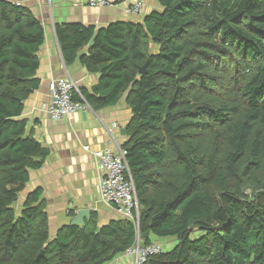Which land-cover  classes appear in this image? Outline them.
I'll return each mask as SVG.
<instances>
[{"label":"trees","instance_id":"obj_1","mask_svg":"<svg viewBox=\"0 0 264 264\" xmlns=\"http://www.w3.org/2000/svg\"><path fill=\"white\" fill-rule=\"evenodd\" d=\"M157 2L142 25L56 26L66 65L88 46L79 62L99 78L79 92L91 109L126 95L138 222L90 218L49 241L40 190L13 209L48 154L19 119L44 31L0 1V264H105L138 239L156 244L149 235L176 244L146 264H264V0Z\"/></svg>","mask_w":264,"mask_h":264},{"label":"crops","instance_id":"obj_2","mask_svg":"<svg viewBox=\"0 0 264 264\" xmlns=\"http://www.w3.org/2000/svg\"><path fill=\"white\" fill-rule=\"evenodd\" d=\"M0 1L28 10L44 31V42L37 53L39 66L35 76L39 80L38 89L24 101L19 119L26 122L25 135L36 140L48 154L40 169L30 171L27 184L18 194L13 205L16 217L27 196L40 190L49 241L54 240L63 227L70 226L78 210H88L98 229L112 221L125 219L100 201L99 171L94 153L115 151L127 142L124 130L130 121L131 110L126 105V95L114 106L73 113L62 122L52 121L47 113L50 103L48 83L51 80L71 79L78 89L90 91L99 78L97 74L88 73L79 62L88 46L78 51L73 63L65 64L55 30L56 26L67 24L95 30L114 23L142 25L145 16L160 10L157 0H108L110 5L102 8L88 7L84 0ZM135 2L141 3L139 13L128 14L127 9ZM149 239L160 244V240L152 235ZM105 264H135V261L132 257L119 255Z\"/></svg>","mask_w":264,"mask_h":264},{"label":"built area","instance_id":"obj_3","mask_svg":"<svg viewBox=\"0 0 264 264\" xmlns=\"http://www.w3.org/2000/svg\"><path fill=\"white\" fill-rule=\"evenodd\" d=\"M84 1L85 5L93 8L110 5L108 0ZM140 6V2L130 5L127 9L128 14H138ZM48 94L50 103L47 107V113L54 122H62L73 113L91 110L90 105L81 96L79 89L71 79L58 78L51 80L48 83ZM75 96L79 100H76ZM85 149L88 148L85 147ZM94 159L99 171L100 201L116 210L123 218L137 223L138 203L123 150L119 148L115 151H97L94 153ZM160 252H162V248L158 244L140 247L137 240L136 244L128 248L122 255L134 258L135 264H146L150 257Z\"/></svg>","mask_w":264,"mask_h":264},{"label":"water","instance_id":"obj_4","mask_svg":"<svg viewBox=\"0 0 264 264\" xmlns=\"http://www.w3.org/2000/svg\"><path fill=\"white\" fill-rule=\"evenodd\" d=\"M146 65L147 64H145L142 68H140L138 73L140 76L146 73ZM89 220H90V212L88 210H78L75 216L71 219L70 226L85 227L86 222H89ZM142 237L146 238L147 234H144ZM42 255L43 252L39 254V256Z\"/></svg>","mask_w":264,"mask_h":264},{"label":"rangeland","instance_id":"obj_5","mask_svg":"<svg viewBox=\"0 0 264 264\" xmlns=\"http://www.w3.org/2000/svg\"><path fill=\"white\" fill-rule=\"evenodd\" d=\"M159 11H162V8H160ZM159 242H160L159 246L162 248V251H167L169 248L173 247L176 244L175 240H160ZM164 242H166L165 245H163ZM168 243L171 244V245L169 246Z\"/></svg>","mask_w":264,"mask_h":264}]
</instances>
